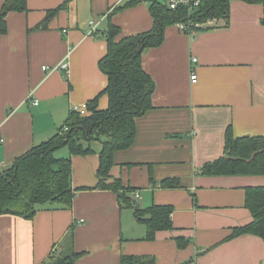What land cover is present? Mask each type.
<instances>
[{
    "label": "crops",
    "instance_id": "obj_1",
    "mask_svg": "<svg viewBox=\"0 0 264 264\" xmlns=\"http://www.w3.org/2000/svg\"><path fill=\"white\" fill-rule=\"evenodd\" d=\"M26 6L7 14L0 35V172L55 135L73 106L97 99L98 109H107V77L98 63L110 23L120 29L116 41L153 27L147 2L26 0ZM55 9L47 28L35 30ZM92 20L97 28L89 34ZM213 24L191 36L169 25L159 46L141 52L154 84L152 107L135 118L133 144L113 153L105 183L119 181L120 189L98 188L100 142L91 143L88 155L68 151L71 208L45 204L31 219L0 215V264H43L52 252L69 251L82 254L75 264H120L123 256L151 257L155 264H264L260 238L222 242L251 221L245 191L264 187V175L201 174L223 157L227 133L264 139V10L233 0L227 20ZM64 62L67 70H55ZM122 192L133 207L120 208ZM152 206L171 208L172 229L149 241L134 208Z\"/></svg>",
    "mask_w": 264,
    "mask_h": 264
},
{
    "label": "trees",
    "instance_id": "obj_2",
    "mask_svg": "<svg viewBox=\"0 0 264 264\" xmlns=\"http://www.w3.org/2000/svg\"><path fill=\"white\" fill-rule=\"evenodd\" d=\"M231 1L233 0H205L195 16L196 20L199 22L221 18L227 20ZM240 1L261 4L264 10V0ZM149 4L153 18V27L149 32L116 41L120 29L110 23L106 30L107 53L99 61L98 67L107 77V87L103 90L108 97L107 109L99 110L97 99L88 102L86 115L71 112L64 125L48 141L33 147L16 158L10 167L2 170L0 215L10 214L31 219L45 204L63 209L71 208L75 195L71 185V159L54 157V152L62 147H67L71 156H84L92 152L91 143L100 142L98 188L120 189L119 181L111 185L105 183L113 164V153L127 149L133 144L135 118L142 116L152 107L154 84L141 67V52L148 47H157L163 42L165 27L187 19L184 13L170 11L156 0H151ZM26 10V0H5L0 10V35L7 32L5 18L8 13ZM58 10L48 11L35 30L46 29L48 22ZM186 34L191 36L193 33ZM201 174L263 176L264 139L249 137L235 139L227 133L223 157L205 164ZM162 185L168 186V181ZM117 197L120 208L133 207L126 193H118ZM245 208L250 212L251 221L244 226L232 228L222 242L250 235L260 238L264 243V187L246 189ZM171 212L170 207L164 206H152L145 210L134 208L135 218L145 225L146 239L149 241L157 231L172 229ZM68 236V240L71 241V234ZM52 253L43 264H75L82 255L73 251L62 255ZM120 264H155V260L146 256H123Z\"/></svg>",
    "mask_w": 264,
    "mask_h": 264
},
{
    "label": "built area",
    "instance_id": "obj_3",
    "mask_svg": "<svg viewBox=\"0 0 264 264\" xmlns=\"http://www.w3.org/2000/svg\"><path fill=\"white\" fill-rule=\"evenodd\" d=\"M135 2H147L150 3L151 0H133ZM159 3H161L165 8H167L170 11L173 12H181L184 13L185 17L187 19L183 22H177V27L184 33H193L199 29H205L213 27L214 19H209L204 22H199L196 20L195 16L199 11L201 10V7L204 4L205 0H156ZM89 34H94L96 32L97 28V21L92 20L89 22ZM196 63L195 58H191V64ZM68 64L66 62L59 65V67L55 68V70H67ZM43 70L46 71L47 68L43 67ZM190 82L192 84H195L197 82V75L196 73L190 69ZM34 105L38 104L37 100L33 101ZM86 104L79 105V106H73L71 112L72 113H78L81 116L86 115L87 109ZM66 130V128L64 129ZM135 199L137 200L139 198L138 194H134Z\"/></svg>",
    "mask_w": 264,
    "mask_h": 264
},
{
    "label": "rangeland",
    "instance_id": "obj_4",
    "mask_svg": "<svg viewBox=\"0 0 264 264\" xmlns=\"http://www.w3.org/2000/svg\"><path fill=\"white\" fill-rule=\"evenodd\" d=\"M67 153H68V149L66 147H62V148H60V149H58V150L55 151L54 157L57 158V159H59V158H66L65 155Z\"/></svg>",
    "mask_w": 264,
    "mask_h": 264
}]
</instances>
